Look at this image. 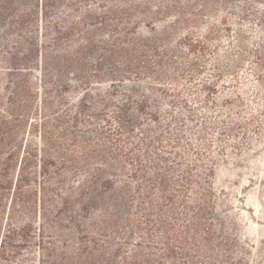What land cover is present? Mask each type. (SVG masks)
<instances>
[{
  "label": "trees",
  "instance_id": "obj_1",
  "mask_svg": "<svg viewBox=\"0 0 264 264\" xmlns=\"http://www.w3.org/2000/svg\"><path fill=\"white\" fill-rule=\"evenodd\" d=\"M125 1L0 0V264H175L173 241L188 250L187 236L164 220L159 235L146 242L138 235L123 247L141 227L130 216L129 194L117 198L114 189L135 184L129 192L141 205L144 175L139 155L114 141L133 130V104L147 106L130 75L151 70L148 51L163 63L157 42L169 35L137 30L142 17L178 8L168 0L153 7ZM200 6L181 22L205 18ZM180 41L190 51L204 49L200 38L184 34ZM200 201L191 238L195 258L209 264L211 230L201 235ZM182 254L178 264H199Z\"/></svg>",
  "mask_w": 264,
  "mask_h": 264
},
{
  "label": "rangeland",
  "instance_id": "obj_2",
  "mask_svg": "<svg viewBox=\"0 0 264 264\" xmlns=\"http://www.w3.org/2000/svg\"><path fill=\"white\" fill-rule=\"evenodd\" d=\"M158 2L163 3L150 0L151 7ZM167 3L178 8L139 22V35L168 32L167 40L157 42L164 60L157 63L148 51L151 70L141 68L139 80L130 75L147 106L133 104L138 117L133 130L114 141L129 156L139 155V175H144L141 205L129 192L135 184L114 189L117 198L129 194L130 216L141 227L139 234L127 236L123 247L130 248L139 236L146 242L159 235L164 220L175 226L176 234L187 236L188 250L173 241L174 263L185 259V251L195 258L191 223L203 198L201 235L211 230L208 263L264 264V64H256L258 50L264 52V6L255 0ZM200 5H205V18L183 24L182 18L197 13ZM169 15L176 18L166 19ZM184 34L203 41L200 54L180 41ZM169 48L174 49L171 55Z\"/></svg>",
  "mask_w": 264,
  "mask_h": 264
}]
</instances>
